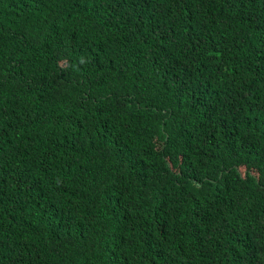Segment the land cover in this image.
<instances>
[{"label":"trees","instance_id":"16d2710c","mask_svg":"<svg viewBox=\"0 0 264 264\" xmlns=\"http://www.w3.org/2000/svg\"><path fill=\"white\" fill-rule=\"evenodd\" d=\"M0 264H264V0H0Z\"/></svg>","mask_w":264,"mask_h":264},{"label":"clouds","instance_id":"9594fccd","mask_svg":"<svg viewBox=\"0 0 264 264\" xmlns=\"http://www.w3.org/2000/svg\"><path fill=\"white\" fill-rule=\"evenodd\" d=\"M253 166H255V168H260V167H258L255 163L253 164Z\"/></svg>","mask_w":264,"mask_h":264},{"label":"rangeland","instance_id":"374dc122","mask_svg":"<svg viewBox=\"0 0 264 264\" xmlns=\"http://www.w3.org/2000/svg\"><path fill=\"white\" fill-rule=\"evenodd\" d=\"M252 168L255 169V166H253Z\"/></svg>","mask_w":264,"mask_h":264}]
</instances>
